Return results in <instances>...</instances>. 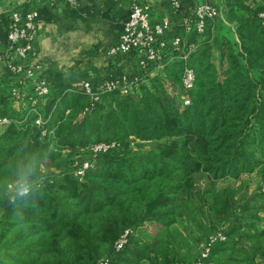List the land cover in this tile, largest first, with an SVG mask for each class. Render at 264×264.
Masks as SVG:
<instances>
[{
	"label": "trees",
	"instance_id": "1",
	"mask_svg": "<svg viewBox=\"0 0 264 264\" xmlns=\"http://www.w3.org/2000/svg\"><path fill=\"white\" fill-rule=\"evenodd\" d=\"M195 7L184 0L177 13L188 18ZM222 8L224 21L208 26L190 61V106L182 62L143 71L136 53L123 59L138 94L104 95L87 113L92 103L78 85L45 73L50 96L18 108L21 93L14 98L0 76V120L10 121L0 125V171L21 146L47 155L42 189L16 205L0 200V264H183L180 222L204 232L202 264H264V0ZM33 110L51 135L42 136ZM113 143L93 157V147ZM88 161L94 167L79 178ZM226 182L237 186L218 188ZM219 234L226 240H214Z\"/></svg>",
	"mask_w": 264,
	"mask_h": 264
},
{
	"label": "built area",
	"instance_id": "2",
	"mask_svg": "<svg viewBox=\"0 0 264 264\" xmlns=\"http://www.w3.org/2000/svg\"><path fill=\"white\" fill-rule=\"evenodd\" d=\"M57 1L50 0L53 4ZM61 1L70 9L75 10L79 7L81 0ZM168 3L171 10L177 13L181 2L179 0H168ZM39 18V12L33 8L12 12L6 38L7 50L0 54V63L5 64L13 77L17 79L18 84L25 86L27 82H35L33 95L29 97V101L33 106L37 105L39 100L48 98L51 93L49 81L40 76L44 73L45 67L40 64L26 65V62L34 54ZM221 18V8L214 6L211 2L197 4L191 16L183 18L179 24L181 33L169 37L173 31L172 25L168 21L153 23L144 4L140 0H134L123 31L116 44L110 49L108 56L120 59L136 53L138 66L143 71L149 69L164 71L174 62H182L184 68L182 100L185 106H190L189 93L194 89L196 83V71L190 64L191 58L199 48L198 39L206 34L209 25H214ZM193 34L197 37L194 43L188 41ZM137 81L124 72L110 76L100 83H93L88 80L80 82L78 86L92 103L90 107L86 108L85 113L95 103H99L104 95L116 91H120L124 95L138 94ZM19 94V88L12 89L11 95L14 98ZM33 111L37 115L35 124L43 129L42 136L51 135L52 133L49 134L46 129V123L42 115L37 110ZM0 125H10V121L7 119L0 120ZM115 147L116 144L114 143L96 145L92 149L93 157L95 158L101 153H107ZM94 164V161L85 162L77 172L78 177L83 178L86 172L94 167ZM217 238L221 241L226 240L221 234L214 240ZM125 243L126 238L123 237L116 245V249L120 250ZM208 255L209 249L205 248L193 264H202L208 258ZM99 264H108V262Z\"/></svg>",
	"mask_w": 264,
	"mask_h": 264
},
{
	"label": "crops",
	"instance_id": "3",
	"mask_svg": "<svg viewBox=\"0 0 264 264\" xmlns=\"http://www.w3.org/2000/svg\"><path fill=\"white\" fill-rule=\"evenodd\" d=\"M133 1L81 0L79 7L72 10L61 0L54 4L50 0H0V54L7 50L12 12L33 8L40 18L34 54L26 65H43L47 79L69 85H78L84 80L100 83L121 72L128 73V61L110 58L108 54L123 31ZM140 1L153 23L168 21L172 30L179 27L183 17L171 10L168 0ZM205 2L218 4L219 0H195V5ZM4 66L0 63L3 83L19 88L20 98L28 100L35 82L22 86L11 81L12 78L5 76Z\"/></svg>",
	"mask_w": 264,
	"mask_h": 264
},
{
	"label": "clouds",
	"instance_id": "4",
	"mask_svg": "<svg viewBox=\"0 0 264 264\" xmlns=\"http://www.w3.org/2000/svg\"><path fill=\"white\" fill-rule=\"evenodd\" d=\"M5 170L0 171V200L10 205L24 201L30 193L43 188L42 164L47 155L25 146Z\"/></svg>",
	"mask_w": 264,
	"mask_h": 264
},
{
	"label": "rangeland",
	"instance_id": "5",
	"mask_svg": "<svg viewBox=\"0 0 264 264\" xmlns=\"http://www.w3.org/2000/svg\"><path fill=\"white\" fill-rule=\"evenodd\" d=\"M218 5L221 7V10H223L222 8L223 0H219ZM221 19L222 21H224L223 13H222ZM7 87L8 86L4 84V89H6ZM7 89L8 91H10L11 88L8 87ZM21 100L22 98H19V100L16 101V105L18 108L21 107V103H20ZM61 160L62 159L60 158L57 159V164H56L57 167H60V166L65 167V165H63ZM259 180L260 178L256 176L251 178V180L249 181L250 190L251 189L253 190L257 186V184L259 183ZM228 185L237 186V184L234 182H228V183L226 182V183H220L218 185V188L221 189ZM245 195H246V192L242 195V198L245 197ZM178 228L180 229V233H181L180 239L182 240V242L179 245L180 247L178 251L179 259L181 260L183 264H193L199 258L200 254L204 251V249L206 248L207 243H205L204 232H202L198 226H195V225L188 226L185 222H180L178 225ZM151 232L154 233L153 230H151ZM217 236L218 235H216V237Z\"/></svg>",
	"mask_w": 264,
	"mask_h": 264
}]
</instances>
